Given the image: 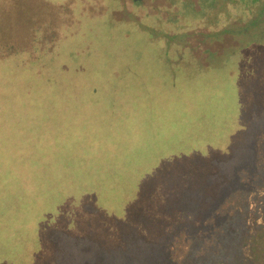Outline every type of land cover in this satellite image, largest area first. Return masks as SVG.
<instances>
[{
	"label": "rangeland",
	"instance_id": "1",
	"mask_svg": "<svg viewBox=\"0 0 264 264\" xmlns=\"http://www.w3.org/2000/svg\"><path fill=\"white\" fill-rule=\"evenodd\" d=\"M263 124L264 0H0V264H264V201L224 218L238 192L186 216L80 206L165 155L163 188L192 191L196 158Z\"/></svg>",
	"mask_w": 264,
	"mask_h": 264
},
{
	"label": "trees",
	"instance_id": "2",
	"mask_svg": "<svg viewBox=\"0 0 264 264\" xmlns=\"http://www.w3.org/2000/svg\"><path fill=\"white\" fill-rule=\"evenodd\" d=\"M28 30L29 32L32 31V29ZM26 35L30 37V34L26 33ZM28 37H26V40H23L20 45L25 46V43L28 41ZM36 43L41 44L38 40H36ZM244 132L245 131H242V134ZM249 134L251 138L245 139V136V140H243L242 144L245 147L247 145L246 143L251 139V147H246L250 150V152L242 153L241 155H234V158L232 159L228 158L231 154L225 156L224 154L215 153L208 155L207 164L200 163L201 158H196L192 163L191 168L188 166L191 169V176L193 180V190L190 191V189H184L189 192L188 194H184V190L181 191L180 189H177L174 192L172 188L168 186L166 187L170 190L168 188H163L161 183L171 177L168 175L170 173L165 174V172H160L156 168L158 166H162V162L163 164L166 163L164 159H167L169 155H165L158 162V158L154 161L152 159V163L156 166L157 162L158 166H153L145 172V174L148 175L144 178V180H146L144 183L146 186L134 185L127 187L125 192H120V188L117 185L110 189L107 187L98 189L92 184L88 189V200L80 203V206L83 203H88V206H85L88 211L90 209L96 214H106L112 211L118 213L119 210L128 206H130L133 211H137L141 210L144 205V208H147V211L151 213H157L160 208L163 214H169V212H172V208L178 210V206L182 205L181 201L183 200L186 202L188 208L182 207L178 211L180 215L186 216L204 213L207 209L202 207V202L216 199L219 196L224 199L228 196H232L235 192H238V196L243 199L242 205L234 208L229 218L227 216L224 218L233 219L238 217L239 213L243 218V216L247 215L252 210L254 201L258 200L259 205L260 201H264V124L262 125L260 132L254 135L253 133ZM165 166L166 168H169L168 165ZM181 168L185 169V167ZM145 174L142 172L140 176H144ZM216 174L220 175L218 180H215ZM135 175L140 177L137 173H135ZM181 178L183 180L190 179L189 174L186 172L181 175ZM153 182L157 183L154 187L151 186ZM209 184L214 185L215 187L209 188ZM202 186H207L209 189L205 192L200 191L199 188ZM219 187H224V189L221 190V193L217 190ZM171 192L174 193L173 200L167 199ZM124 197L127 198V200H125ZM261 198H263V200H260ZM177 199H179V201L175 202ZM160 201H162L161 204ZM108 206H110L113 210L107 209ZM207 214L203 216V219L207 216ZM206 222L207 220H203V223ZM231 225L232 223L224 225L221 233H219V235L222 236V243L219 251H223L226 248L223 245V242L226 239L227 233L231 231ZM236 228L234 229L237 230L238 228ZM239 231L241 232L242 230L239 229ZM96 247L99 250V255L107 253L106 251H108L107 249H102L99 246ZM190 256H192L193 259L199 258L202 256V253L195 251ZM219 264L224 263L219 262Z\"/></svg>",
	"mask_w": 264,
	"mask_h": 264
}]
</instances>
